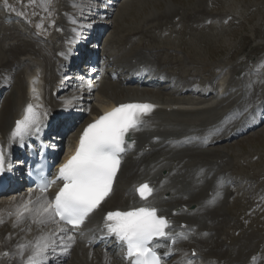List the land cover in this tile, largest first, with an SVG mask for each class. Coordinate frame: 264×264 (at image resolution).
<instances>
[{"label": "bare ground", "instance_id": "1", "mask_svg": "<svg viewBox=\"0 0 264 264\" xmlns=\"http://www.w3.org/2000/svg\"><path fill=\"white\" fill-rule=\"evenodd\" d=\"M100 1L106 5L104 0ZM211 1L202 0L201 8L202 3L193 9L194 12L187 14L186 11L178 10L171 0L166 11L157 10L158 13L149 14L148 21L137 32L126 30L117 34L112 39L111 47L106 48V53L115 60L117 71L121 74L120 79L115 85L111 77L100 83L94 82L93 86H86V92L82 94L88 104L85 111L87 118L82 121V129L93 121L91 115L100 116L122 104L153 105L151 114L143 119L140 130L131 132L135 143L126 154L119 185L105 210L131 209L149 204L174 223L175 233L182 232L188 237L195 234L190 242L188 238L179 239L171 252L165 247V253H168L166 257L171 256L165 264H187L188 261L193 264H255L253 258H257L253 253L255 228H250L243 238H237L240 235L238 230L244 225L232 219L226 221L223 215L225 209H222L226 199H232L235 194L232 184L238 191L246 188L245 192L255 197V178H252V172L242 168L239 163L236 165L226 160L223 150L214 148L219 141L238 136L239 130L254 127L257 122L255 118L247 117L248 110L244 114L242 111L246 107H254L262 98L260 109L264 116V92L259 93L256 87L262 83L260 74L252 71L251 65H232L220 67L219 73L212 76V79H203L195 69L198 66L196 55L188 52L183 54V49L179 46L163 44L158 40L166 33H173V28L177 27L174 24L177 19L180 24L192 25L212 21L218 28L219 17L212 15L209 10ZM131 2L127 1L124 4L126 6L121 8L120 17L129 12L127 6ZM72 4L70 0H66L59 5L62 20L58 25L62 23V31L49 39L50 48L33 38H27L26 30L17 31L14 27L15 33L23 34V38L32 41L23 40L12 32L8 35L6 30H3L4 33L0 29V148L10 145L8 139L16 122L23 118L29 104L34 106V98L27 94L29 84L42 95L40 100H34L37 105L34 106L35 111L40 116L39 122L46 121L49 124L54 118H60L59 109L62 106L67 115L74 112L75 108L71 112L70 106H75V95L60 102L54 95L55 87L62 78L59 65L69 59L73 46L79 39L77 31L82 30L80 18L72 13L75 10L71 7ZM0 10L2 13L6 9L0 7ZM98 15L100 21H105L111 15V9L101 8ZM228 17V13L220 14L222 20H227ZM3 19L5 24L14 26L15 21L10 17ZM98 24L89 26L88 31L101 34L104 25ZM10 27L8 29L12 30ZM37 27L35 25V29ZM4 42L15 43L5 46ZM136 65L142 69L136 68ZM137 70L147 72L136 79L134 71ZM92 76L96 78V73ZM147 78L157 80L156 84L151 80L146 81ZM92 80L80 86L89 85ZM164 80L165 83L158 82ZM72 83L67 88L68 92L74 87L75 82ZM151 83L154 91L141 90L143 86L152 87ZM93 93H97L98 98L95 105L89 103L92 99L95 100L92 98ZM68 102V106H65ZM81 110L76 109L75 112ZM35 128L36 125L30 132ZM81 131L72 133L68 142H74ZM11 143L14 146V141ZM144 183L149 184L153 193L145 203H141L136 188ZM259 189L264 191V186ZM215 193L223 198L218 203H208ZM29 197L35 201L38 196L33 193L20 194L15 199L0 204V220L3 221L0 223V264H21L17 244L32 241L41 231L50 232L56 228L55 224L44 227L33 224L30 220L18 227L14 226L15 217L9 213ZM192 204L197 207L195 211L188 210ZM176 209L179 211L175 213ZM96 225L100 227L101 222L94 216L89 226L94 228ZM60 235L64 236L65 243L68 244L67 251L63 247H57L55 253L60 258H65L64 263H122L120 254L111 255L100 249L86 248L80 235L74 236V243L67 241L69 234ZM193 251L196 252L195 256L191 255ZM27 255L26 252L25 258Z\"/></svg>", "mask_w": 264, "mask_h": 264}, {"label": "snow or ice", "instance_id": "2", "mask_svg": "<svg viewBox=\"0 0 264 264\" xmlns=\"http://www.w3.org/2000/svg\"><path fill=\"white\" fill-rule=\"evenodd\" d=\"M258 68H264V64ZM152 110L153 105L150 104H122L89 124L80 137L77 151L59 169L57 176L37 185L41 195L35 201L29 197L9 213L15 217V227L29 220L44 227L56 225L50 232L41 231L32 241L17 244L21 264H48L50 254H54L57 247L67 251L68 244L60 233H68L69 228L66 226L79 229L109 196L120 167L121 154L126 151V144L132 147L135 143L129 133L139 131L143 117ZM39 121V114L29 104L23 118L16 122L10 142L17 137L23 140ZM4 168L5 155L0 148V172ZM57 181L61 182V186L49 199L46 193ZM136 191L145 200L153 193L147 183L139 185ZM105 221L107 234L121 242L125 250L124 259L129 264H164L156 249L166 247L171 252L178 239H187L182 232L173 235L169 220L157 215L155 208L140 207L131 211L108 212ZM0 223L3 221L0 220ZM67 241L74 243V236L67 235ZM26 252L28 255L25 258ZM192 255H196L195 251ZM187 264L193 262L188 261Z\"/></svg>", "mask_w": 264, "mask_h": 264}, {"label": "rangeland", "instance_id": "3", "mask_svg": "<svg viewBox=\"0 0 264 264\" xmlns=\"http://www.w3.org/2000/svg\"><path fill=\"white\" fill-rule=\"evenodd\" d=\"M61 1L62 0H0V4L2 3L8 9L11 16L16 15L14 16V26L10 27L11 25L4 23L2 19L3 15L0 10V29H2L1 31L4 33L5 31L3 30H6V34L9 32L11 34L12 32V34L19 35L15 33L14 27L17 31L18 29H20L19 31L28 29L35 34L36 31L33 26L37 24L40 27V32L38 34L52 39L55 37L60 19V9L58 7L63 3V1ZM127 1H132L127 6L129 12L125 14V16L120 17V10ZM170 1L171 0L122 1L118 7L113 8L111 17L106 21L107 35L112 39L122 31L135 30L137 32L146 24V21L149 19V14L153 12L156 14L158 13L156 12L157 10H167ZM70 2L73 3L71 7L75 9L74 1L70 0ZM95 2V0H76L78 12H84L82 13L83 15L80 14L79 16L86 18L85 20H92L91 17L93 16L94 8L99 7L95 5ZM172 2L178 10L182 12L186 11L187 14H191L192 11L194 12V8L199 7L198 5L202 3V0L200 2L199 0H172ZM202 5L203 3L200 8ZM210 6L209 10H211L212 15H218L219 17L218 28L215 26L217 24H214L212 21L192 25L185 23L180 24V21L177 19L174 22V24H177V27L173 28V33H166L158 38L159 42L163 44L171 43L174 46H179V48L183 49V54L188 52L196 55L198 66L195 67V69L203 79H212V76L219 73V68L222 66L251 65L252 71L261 73L259 77L262 83L258 84L256 87L259 93L264 92V68H258L259 65L264 64V0H212ZM74 11L72 12L73 14ZM222 13L223 15L226 13L229 14L227 20H222L220 18V14ZM166 24L167 23H165V25ZM9 27L13 28V31L8 29ZM36 29H38V27ZM78 32L79 31H77V34ZM25 33H27V31H25ZM23 37H25L23 34L19 35V38L23 40L32 41V39H27L29 38L28 35L27 38ZM9 43L11 42H4L3 45L7 46ZM177 51L180 52L181 50ZM2 56H4V54ZM261 88H263V91H260ZM119 94L121 96L124 95L123 93ZM93 97L95 100L92 104H97V93ZM250 101H252V98ZM214 149L223 150V154L226 155V160L236 165L239 163L240 166L242 165V168L253 173L252 178H255V194L264 192L263 189H259L264 185V124L257 131L251 132L239 139L225 142L221 144L220 147H215ZM233 169L237 170L235 167ZM256 186L259 187L256 188ZM243 188H240L241 191L235 192L234 196L232 199H229V201H227L228 198L226 199L224 202L225 205L222 206V209H225L223 215L226 221H231L232 219L240 222V225H244L241 230H238V234L240 235H238L237 238H243L245 234L251 230L250 228H255L256 239L255 251H253V253L255 257H257L255 258V263H257L262 261L260 256L264 257V197L257 199V195L253 197V195H249V193L245 192L247 191L245 190L246 188L244 190ZM259 190H261V192H258ZM212 196L213 197L208 203L215 204L220 202V199L223 198L221 195H216V193ZM211 221L215 220L211 218ZM201 222L203 224V220ZM202 229L206 232L204 228ZM207 236L208 235H205V237Z\"/></svg>", "mask_w": 264, "mask_h": 264}]
</instances>
